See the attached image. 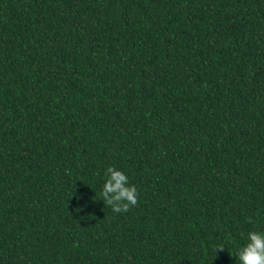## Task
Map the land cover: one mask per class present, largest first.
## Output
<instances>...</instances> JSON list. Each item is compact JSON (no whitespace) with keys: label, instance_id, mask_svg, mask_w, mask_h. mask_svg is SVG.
<instances>
[{"label":"trees","instance_id":"trees-1","mask_svg":"<svg viewBox=\"0 0 264 264\" xmlns=\"http://www.w3.org/2000/svg\"><path fill=\"white\" fill-rule=\"evenodd\" d=\"M252 231L264 0H0V264H239Z\"/></svg>","mask_w":264,"mask_h":264},{"label":"clouds","instance_id":"clouds-1","mask_svg":"<svg viewBox=\"0 0 264 264\" xmlns=\"http://www.w3.org/2000/svg\"><path fill=\"white\" fill-rule=\"evenodd\" d=\"M106 180L102 189L103 202L113 213L128 212L138 203V193L135 186L129 185L128 177L114 167H108ZM247 243L238 250L239 264H264V233L252 231L247 234ZM223 251L217 246L214 251Z\"/></svg>","mask_w":264,"mask_h":264}]
</instances>
